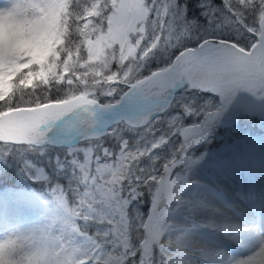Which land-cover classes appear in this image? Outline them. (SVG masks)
<instances>
[{"label":"snow or ice","instance_id":"obj_1","mask_svg":"<svg viewBox=\"0 0 264 264\" xmlns=\"http://www.w3.org/2000/svg\"><path fill=\"white\" fill-rule=\"evenodd\" d=\"M225 6L257 37L250 46L205 39L143 80L134 73L150 55L191 35L172 0H18L0 10V17L11 21L0 39V141L9 145L4 150L68 142L70 187L76 186L77 196L76 207L66 206L71 231L56 237L59 255L41 243L43 237L17 238L0 243V264H127L136 255L134 228L144 234L141 264H149L157 246L162 259L171 255L159 239L164 231L160 208L172 198L175 184L165 177L185 163L183 153L202 127L184 128L178 116L167 121L169 132L182 135L183 145L164 165V175L157 176V169L141 167V160L167 143V134L155 141L156 127L141 118L185 80L194 89L219 95L224 104L238 90L264 95V0H225ZM246 13L254 15L252 26L245 24ZM120 84H128L129 92L117 103L101 104L99 97H114ZM181 107L185 115L194 113ZM201 111L206 126L220 109L213 111L209 101ZM108 120L114 123L106 128ZM138 124L145 131L141 146L133 148L121 130ZM73 138L87 146L78 148ZM147 184L157 186L152 217L130 216V202ZM61 187L52 194L64 204ZM91 224L105 230L89 235ZM258 257L264 258V247L241 264H257Z\"/></svg>","mask_w":264,"mask_h":264},{"label":"rangeland","instance_id":"obj_2","mask_svg":"<svg viewBox=\"0 0 264 264\" xmlns=\"http://www.w3.org/2000/svg\"><path fill=\"white\" fill-rule=\"evenodd\" d=\"M175 1L176 0H172L173 9L181 19L183 15V9L177 6ZM17 2L18 0H0V10L11 9ZM198 4L202 15L211 19L210 22L206 23L207 27L199 31L194 29L193 25L190 23L183 21L186 25L191 27V35L182 39V41L174 47H159L146 61L142 63L141 67L137 69V71L134 73L135 79H141L145 77V75L141 76L142 72L148 69L149 66L154 63L153 61L157 62L156 59L158 55H162L163 59H166L167 56L173 54L169 63L171 64L174 59L181 55L185 49H195L205 39H233L236 41V43L238 41V44L241 46L244 44L243 47L246 45L250 46L257 39V37L253 36L242 25L237 23L235 17L225 6V0H199ZM253 19L254 15L252 13H246L245 24L252 26ZM9 25H11V21L6 22L3 17H0V39L3 38L5 29ZM14 27L15 26L12 25L9 30H14ZM212 33H220L225 37H204L201 35ZM198 36H201L199 37L200 41L195 46L192 48H182V45L189 43L191 40L198 39ZM113 70H115V66L113 67ZM128 89V84H120L117 89V95L114 97L101 95L99 97V101L101 104L118 102ZM59 95H64V92L60 91ZM209 101L211 102L212 110L219 108L223 103L220 96L203 92L190 86H184L175 93L172 101L165 108V110L157 114H152V116L148 115L142 117L141 119L146 122H151L156 127V133L153 139L158 141L161 136L167 134V143L154 150L151 153V157L142 159L141 167L149 170L156 168L157 171L155 174L157 176H161L164 165L174 157L183 139L182 135L176 133L175 130L169 132L167 121L178 116L184 128H188L193 124L199 123L204 119V115L201 110L205 108L206 103ZM181 105H187L191 107L194 109V113L192 115H185ZM196 119H199L196 123L188 125L185 124L188 121H194ZM121 131L124 139L129 143L130 147L134 148L136 146H141L140 138L143 137L145 131L142 124L135 125L129 129H122ZM244 143H253L256 146L264 145V95H258L254 97L252 102L249 103V106L244 108L232 121L226 123L225 125L212 128L208 134L203 139L198 140L194 144L193 148L186 154L187 157H185V163L178 164L172 170L171 176L168 180L175 181V184L172 187V198L167 202V210L175 211V203L173 204V202L177 201L179 196L187 190L190 183V173L196 167H200V165H202L208 159L214 158L213 155L216 153L222 152L230 147L242 145ZM107 144L109 146L115 147L111 139L107 140ZM76 146L78 148L86 147L87 142L80 141L76 143ZM5 147H9V145H6L4 142L0 141V162L6 159L8 163L13 162L14 165L17 164L16 168L13 167L14 171H12V174L14 173L15 178H17L16 182L22 184H34L37 186L38 190L34 191L30 188L21 187H10L12 189L0 187V197L4 199H12V197L15 198L16 196H20L22 198H32L38 206V211L55 216V218L60 221L58 222L56 219H54L51 220L52 223L50 222L45 226L47 230V235L45 237H59V229L61 228L60 224H65L66 221L69 220L66 206L68 208L76 207L75 201L77 199L75 191L76 186L72 185L70 187L71 174L70 168L67 164V152L69 150L68 147L46 144L42 148L12 147L4 150ZM167 157H169L168 161L163 162V160ZM57 186H62L58 196L65 201L64 204L58 202L52 194L53 188ZM156 189L157 186L152 184H147L140 187V196L137 199L132 200L129 204L128 211L130 216H140L146 220ZM144 207L145 214L143 216L142 213ZM200 217L204 219L207 218L206 215ZM229 219L233 221L231 218ZM241 220L244 222L243 219ZM223 221L225 222L223 223L226 226V219ZM227 224L230 223L227 222ZM41 225H39L40 228L43 226ZM187 227L188 226L184 227L183 229H189V227ZM245 227L254 228L256 225L248 223L245 224ZM170 228L172 229L173 227L166 226L164 228L163 225L164 231L159 237L161 243L167 244L169 239L172 238V234H170L171 232L166 233V230L169 231ZM247 228L246 231H248ZM104 230L105 226L99 224H91L87 227L88 234L92 236H94L97 232H102ZM156 230L158 231L159 229L157 228ZM138 233L140 234L139 236ZM256 234L258 239L257 245L253 247L254 253L261 247H264V234L258 230ZM143 235L144 234L142 231H137L134 228L132 232L131 245L132 248L136 250V255L129 257L127 264H138L143 258L141 252L139 251L140 240L142 239ZM17 238L24 237L17 230H15L12 220L8 217H4L3 213L0 211V243ZM204 239L206 240V238L202 236L200 238L199 234L194 236L190 235L189 238L183 240L182 243L191 247L196 246L200 250L205 248V250H208L209 254H215L220 263L231 264L228 261L229 257L232 256L231 252L229 253V250H215V248L212 247L210 243L208 244ZM224 239L227 241H232V245L234 246L233 249L237 248L239 245V241H237L238 237L234 238L231 236ZM176 253L177 251L171 250V255L165 256L162 259L159 247L157 246L153 255L150 257V264H169V259L172 258V256ZM254 253H252V255ZM173 258L177 259V257ZM175 259L174 261L177 262V264H183V262H180L181 260L177 261ZM257 259L258 262L264 260L262 257H258ZM239 262L240 261H237L236 264H241Z\"/></svg>","mask_w":264,"mask_h":264},{"label":"bare ground","instance_id":"obj_3","mask_svg":"<svg viewBox=\"0 0 264 264\" xmlns=\"http://www.w3.org/2000/svg\"><path fill=\"white\" fill-rule=\"evenodd\" d=\"M179 56H177L171 64H173ZM171 64L139 80L150 78L154 73L164 71ZM184 86L191 87L186 80L176 83L175 86L167 91L162 100L144 111L143 117L148 115L152 116V114H157L165 110L172 101L173 94ZM129 90L130 89L124 94L128 93ZM258 95L260 94H253L246 90H238L226 104L222 103L221 106L217 108L220 109L219 114L211 123L205 126L203 119L201 122L189 126L188 128L200 125L202 131L196 133L192 138V141L183 153L184 159L187 157L186 154L193 148L198 140L203 139L212 128L225 125L235 119L244 108L249 106L253 98ZM113 123L114 121L111 120L105 121L104 127L108 128V126ZM72 142L76 144L80 141L73 138ZM67 143L68 142L54 141L47 145L67 146ZM182 145L183 139L179 149ZM177 152L173 158L176 157ZM163 175L164 170H162L161 173V176ZM165 179L168 180L169 177H165ZM189 179L190 183L187 190L179 196L177 201L173 202V204L175 203V211L167 210V205L160 208V211L164 213V228L166 226L173 227L172 229L170 228L169 231L166 230V233L171 232L170 234H172V238L169 239L167 245L170 250L177 251V253L169 259V264H177L173 257H177L175 260H181L180 262H183V264H223L219 262L215 254H209L208 250H205V248L200 250L196 246L191 247L182 243V241L189 238L190 235L194 236L198 234L200 238L201 236L206 238V240H204L208 244L210 243L215 250H225L224 248H227L232 255L229 259L227 258L231 264H236L237 261L241 263L249 258L252 253H254L253 247L257 245V230L264 234V215L256 216L252 211L251 214L248 215V213H245L242 216L244 222L240 219H235L238 221H231L229 218L232 219L234 214L222 207L221 203L223 202V204L229 208L232 205L231 203L238 199V194H240L241 197L248 200L253 210L259 208V210L264 211V145L256 146L253 143H244L242 145L227 148L217 153L214 158L208 159L200 165V167H196L190 173ZM209 185L212 190L208 188ZM213 188H219L223 191L222 193L216 194ZM155 193L146 220L153 215ZM37 208L36 202L30 197L22 198L16 196L15 198L12 197V199L0 197V211L3 213L4 217H8L12 220L15 230L23 237L46 236L47 230L45 226L54 219L60 222L55 216L38 211ZM204 215H206L207 218L204 219L200 217ZM224 219L230 224L226 222L225 226ZM247 222L256 225V227H245V224H248ZM39 225L42 227L40 228ZM60 225L59 237L70 232V227L67 223ZM185 225L188 226L189 229L184 230L183 228L186 227ZM246 228L248 231H246ZM231 236L234 238L238 237L237 241H239V245L237 248L233 249L234 246L232 245V241L224 239ZM142 259L138 264H141ZM257 264H264V260L261 262L257 261Z\"/></svg>","mask_w":264,"mask_h":264},{"label":"trees","instance_id":"obj_4","mask_svg":"<svg viewBox=\"0 0 264 264\" xmlns=\"http://www.w3.org/2000/svg\"><path fill=\"white\" fill-rule=\"evenodd\" d=\"M177 1H179L181 3L182 2L187 3L189 0H177ZM199 39L200 38H198L196 40L189 41V43H187L185 45H182V48H191V47L195 46L200 41ZM229 40L234 41L233 39H229ZM234 42H236V41H234ZM237 43H238V41H237ZM244 47H248V46L246 45ZM172 56H173V54L167 56L166 59H163L162 55H158L157 59H156L157 62L153 61L154 63H152V65L149 66L148 69L143 71L141 76L148 75L152 71H154V70H156L158 68H161L163 66L168 65L170 63V61H171ZM122 90H123V88H122ZM198 120L196 119L194 121H188L185 124L188 125V124L196 123V122H198ZM168 159H169V157L164 159L163 162L168 161ZM16 166H17V164L14 165L13 162L8 163V161L6 159H4L3 161L0 162V187L1 188L2 187H4V188H6V187H21V188H30V189H32L34 191H37L38 190L37 186H35L34 184H31V183L22 184V183H17L16 182L17 178H15V174L14 173L12 174V171H14L13 167L16 168ZM144 214H145V207L143 208L142 215L144 216ZM139 235L140 234L138 233V236ZM129 264H131V263H129Z\"/></svg>","mask_w":264,"mask_h":264},{"label":"flooded vegetation","instance_id":"obj_5","mask_svg":"<svg viewBox=\"0 0 264 264\" xmlns=\"http://www.w3.org/2000/svg\"><path fill=\"white\" fill-rule=\"evenodd\" d=\"M176 5L183 9V15L181 17V20L190 23L193 25L194 29L201 31L204 28L207 27L208 22L211 21L208 17L202 15L201 9H199V0H189L187 3L175 1ZM202 36H208V37H225L224 35L220 33H212V34H201ZM201 36H198L199 38Z\"/></svg>","mask_w":264,"mask_h":264},{"label":"clouds","instance_id":"obj_6","mask_svg":"<svg viewBox=\"0 0 264 264\" xmlns=\"http://www.w3.org/2000/svg\"><path fill=\"white\" fill-rule=\"evenodd\" d=\"M59 43V42H57ZM43 239L41 241V243L49 248L53 253H55V245L58 243V240L56 237H52V236H48V237H45V236H42ZM56 255H59L58 253H55ZM80 264H83V261L80 262Z\"/></svg>","mask_w":264,"mask_h":264},{"label":"water","instance_id":"obj_7","mask_svg":"<svg viewBox=\"0 0 264 264\" xmlns=\"http://www.w3.org/2000/svg\"><path fill=\"white\" fill-rule=\"evenodd\" d=\"M176 93V92H175ZM175 93L173 94V96L175 95ZM109 127V126H108Z\"/></svg>","mask_w":264,"mask_h":264}]
</instances>
